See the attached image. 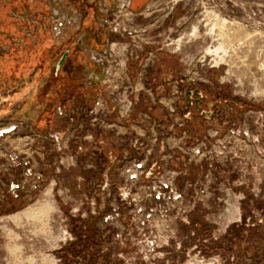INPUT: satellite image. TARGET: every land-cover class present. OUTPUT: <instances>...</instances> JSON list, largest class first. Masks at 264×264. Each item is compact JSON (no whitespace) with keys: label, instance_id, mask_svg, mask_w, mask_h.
<instances>
[{"label":"rangeland","instance_id":"obj_1","mask_svg":"<svg viewBox=\"0 0 264 264\" xmlns=\"http://www.w3.org/2000/svg\"><path fill=\"white\" fill-rule=\"evenodd\" d=\"M187 89L232 101L220 137L196 119L183 132ZM12 126L0 264H264V0H0Z\"/></svg>","mask_w":264,"mask_h":264},{"label":"flooded vegetation","instance_id":"obj_2","mask_svg":"<svg viewBox=\"0 0 264 264\" xmlns=\"http://www.w3.org/2000/svg\"><path fill=\"white\" fill-rule=\"evenodd\" d=\"M167 80H169V79H167ZM167 80H165V81H167ZM211 93H212V91L205 90V89H199V90L187 89L186 90V93H185L186 98L185 99L187 102H186L185 110L182 109L184 111L181 112V114H180V118L183 120L182 124H180V125H181V127L183 126L182 128H184L183 129L184 133H186L185 131H188L187 126H188L189 120L194 121L196 119L197 120L196 124L201 125L202 123H200L199 121L204 122L206 124H210L216 130L214 135H217L219 137L221 136L223 128H225L227 126V118H228V114H224L222 109H223V107L226 106L227 103L230 102L232 104V101L227 100L225 98L222 99V97L219 94H211ZM233 107H235V108H233ZM233 107L231 105L230 110H231V114L235 115V114H237L236 113L237 109H236L235 105H233ZM173 126L174 125H172V127ZM174 128H176V127H174ZM201 139L203 142L201 144H203V146H205L206 142H212L214 140L212 138H207L205 135L201 136ZM137 145L139 146V143H137ZM125 151H126L125 148H120L118 150V153H116V154H112V153H110V151H108L107 158H106L108 161V165L107 166L104 165V170H107V172L105 173V176L107 175L109 177V174L112 171V167L115 164V162H119V161L125 162V160L127 158V153ZM135 152H136V154L138 153V147L137 146H135L133 153L135 154ZM197 152L200 153L201 149L198 148ZM134 159H137V158H134ZM101 161H102V159H101ZM138 163L139 164L141 163L143 165L142 162H138ZM101 164H102V162H101ZM123 166L125 167L126 165H123ZM156 169H157V164H152V162H151L150 165H148L146 167V170H144L142 174L145 177H150V176H152V174L155 173ZM108 182H104V184H102V186H101L102 193L106 192L108 189L111 188V183H110V181H108Z\"/></svg>","mask_w":264,"mask_h":264},{"label":"built area","instance_id":"obj_3","mask_svg":"<svg viewBox=\"0 0 264 264\" xmlns=\"http://www.w3.org/2000/svg\"><path fill=\"white\" fill-rule=\"evenodd\" d=\"M124 6V5H122ZM49 31L52 34V37L59 39L61 37L62 31H63V26H65V21L63 19V14L59 13L57 11V8L54 6L52 7V10H50L49 14ZM74 21V18H73ZM68 24L72 22V19H67ZM60 110V109H59ZM61 111V110H60ZM15 126H12L7 129H0V132L2 133L4 130H13ZM142 169V164L140 163H135L133 166L130 168H126L124 171L126 172V178L129 181H132L134 179L138 178V171H141ZM143 172V170H142ZM140 173V172H139ZM159 197V196H158Z\"/></svg>","mask_w":264,"mask_h":264},{"label":"bare ground","instance_id":"obj_4","mask_svg":"<svg viewBox=\"0 0 264 264\" xmlns=\"http://www.w3.org/2000/svg\"><path fill=\"white\" fill-rule=\"evenodd\" d=\"M195 28H196V27H195ZM193 31H194V30H193ZM0 133H1V132H0ZM2 134H3V133H2ZM48 192H49V190H48ZM45 194L48 195L46 192H45ZM47 207L50 208V205H48ZM47 207H46V208H47Z\"/></svg>","mask_w":264,"mask_h":264},{"label":"water","instance_id":"obj_5","mask_svg":"<svg viewBox=\"0 0 264 264\" xmlns=\"http://www.w3.org/2000/svg\"><path fill=\"white\" fill-rule=\"evenodd\" d=\"M7 131H9V130H4L2 133H6ZM2 133H0L1 136H2Z\"/></svg>","mask_w":264,"mask_h":264}]
</instances>
